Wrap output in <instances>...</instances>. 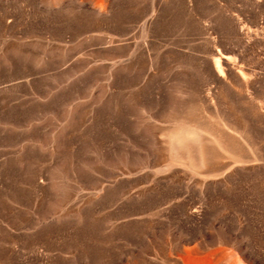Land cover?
Here are the masks:
<instances>
[{
    "label": "rangeland",
    "instance_id": "obj_1",
    "mask_svg": "<svg viewBox=\"0 0 264 264\" xmlns=\"http://www.w3.org/2000/svg\"><path fill=\"white\" fill-rule=\"evenodd\" d=\"M0 264H264V0H0Z\"/></svg>",
    "mask_w": 264,
    "mask_h": 264
}]
</instances>
